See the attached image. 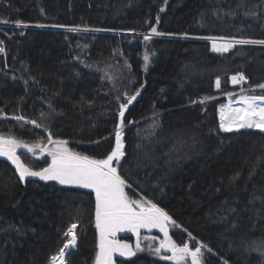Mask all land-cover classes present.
Here are the masks:
<instances>
[{
  "label": "trees",
  "instance_id": "16d2710c",
  "mask_svg": "<svg viewBox=\"0 0 264 264\" xmlns=\"http://www.w3.org/2000/svg\"><path fill=\"white\" fill-rule=\"evenodd\" d=\"M0 21L11 24L0 29V135L51 146V133L104 159L124 93L139 90L125 112L118 167L128 197L163 208L177 244L207 245L202 264H264V132L219 127L224 95L239 88L230 75L243 72V87L264 96V45L221 53L209 40H264V0H0ZM151 27L161 35L146 41ZM20 156L33 170L51 162L48 153ZM74 223L67 263L96 264L94 190L21 181L0 156V264H50ZM141 235L119 236L134 255L113 264H176L155 253L161 237Z\"/></svg>",
  "mask_w": 264,
  "mask_h": 264
},
{
  "label": "snow or ice",
  "instance_id": "6c2138e0",
  "mask_svg": "<svg viewBox=\"0 0 264 264\" xmlns=\"http://www.w3.org/2000/svg\"><path fill=\"white\" fill-rule=\"evenodd\" d=\"M16 23L19 24L22 22L17 21ZM157 23H159V17H157ZM40 26L43 27V25ZM71 30L79 31L80 28L76 26ZM152 35H161V33H158L155 27H151V32L144 35V39L146 41L150 40ZM183 35L186 37L187 33ZM244 44L264 45V40H245L233 37L219 46L214 41L213 48L218 52H226L235 45ZM4 51L5 49L0 47V53ZM144 60L148 62L149 56L145 55ZM246 79L247 77H245L243 72L231 76V82L233 84H240ZM215 83L216 87L219 88V77H217ZM257 87L264 90V84H260ZM139 94V90L131 96L124 93L127 101L119 105V122L115 131V148L104 159L98 160L74 152L68 147L67 140H53L51 133L48 135V144L52 145V147H46L40 144L30 146L14 138L6 139L3 135H0V156L7 157L11 160L15 165L16 171L19 173V179L21 181L27 177H39L44 181H56L61 185H78L86 189L94 190L95 220L96 227L100 233L96 264H113V253L117 251H120L123 255H134L128 249L127 244H121L114 239L115 233L125 228L131 229L137 232V234H139L141 228H159L164 233L166 239L161 241L160 247L154 250L157 255L160 254L161 248H166L170 250L171 256L164 258L173 260L176 264H202L204 255L202 249L209 253L211 252V249L207 245L201 242L199 246L193 248L187 242L182 245L177 244L168 235L169 222L175 224V221H172L168 213L146 198L131 200L125 192V189L130 186L118 170L120 161L125 156L123 151L124 144L122 142V133L125 126L124 117L128 106L136 100ZM228 95L231 96L232 94L229 93ZM203 102L201 101V103ZM240 102L242 103L241 107L232 108L229 105L227 112L222 107L219 127L225 132L239 131L240 129L247 128H255L264 132V96H248L242 93L240 95ZM43 115L44 113H41V116ZM14 119L24 121L25 118L23 116H16ZM30 123L37 125L35 120L30 121ZM37 126L39 127V125ZM20 148L28 149L33 155H35L37 149L41 153L46 151L51 157V162L46 167L33 170L22 162L20 156L17 155V149ZM114 162L116 166H114ZM76 227L77 225L73 224L68 229V232L65 233L66 242L55 255L50 257L51 264H66L67 251L74 248L77 243V236L74 231ZM137 248H139V243H137Z\"/></svg>",
  "mask_w": 264,
  "mask_h": 264
},
{
  "label": "rangeland",
  "instance_id": "374dc122",
  "mask_svg": "<svg viewBox=\"0 0 264 264\" xmlns=\"http://www.w3.org/2000/svg\"><path fill=\"white\" fill-rule=\"evenodd\" d=\"M7 23H8V22H7ZM9 24H10V23H9ZM143 34H145V33H143ZM209 40L211 41V46H212V49L214 50V48H213V42H214V41H215V43L217 44V46H219L220 44L227 42V40H229V39H223V38H210ZM214 51H216V50H214ZM217 52H218V51H217ZM221 53H222V52H221ZM244 83H245V81L241 82L240 85H239V88H238L237 90L231 92V94H232L231 96L228 95L229 93H227V94L224 95V96H225V101H224V103L222 104V106H221V108H220V111H221V109H222V107H223L224 111L227 112V111H228V106H229V105H231L232 108H238V107H241V106H242V103L240 102V95H241L242 93H243L244 95H248V96H260V95H258V94L253 93L252 90H251L250 88L243 87ZM4 138H5V137H4ZM6 139H7V138H6ZM46 147H52V145H51V146H48V145H47ZM39 151H40V150H39ZM21 152H23V153H27V154L31 155L33 158H40V157L44 156V155L47 153L46 151L43 152V153H41V151H40L39 153L36 152L35 155H33L31 152L28 151V149H25V148L17 149V153L19 154V156H20V153H21ZM20 158H21V156H20ZM21 160H22V159H21ZM74 224L77 225V227H76V229H75L74 231H75V233H76V236H78V233H77V232H78V231H77L78 223H74ZM171 226H172V224H171V222H169V224H168V233H169V236H170V229H171ZM143 231H146V234H147V235H150L151 233H156V236H157V237H158V236L161 237V240L159 241V244H158V245H160L161 241H163V240L166 239L164 233H163L159 228H152V229L141 228V229L139 230V234H137V232L132 231L131 229H127V228H125V229H122V230H120V231H117V232L115 233L114 239H115L116 241L120 242L121 244H127V245H128V249H129L130 251H132V246H131V244H130L129 242H127L126 240H122L119 236L124 235V234H128V233L132 232V233L134 234V236L136 237V239H140L141 236H142L141 234H143ZM67 232H68V231H67ZM67 232H66V233H67ZM68 238H70V237H68ZM146 238H148V237L146 236ZM189 244H190V243H189ZM191 244H192V243H191ZM191 244H190V245H191ZM190 247H191V246H190ZM161 249H162V248H161ZM70 250H71V249H70ZM70 250H68L67 253H66V264H68V263H67V255H68V253H69ZM165 250H166V251H170V250H168V249H166V248H165ZM162 251H163L164 253H166V255H168V256L171 255L170 253L165 252L163 249H162ZM117 256H125V255L121 254V252L118 251V252H117ZM50 264H51V262H50Z\"/></svg>",
  "mask_w": 264,
  "mask_h": 264
},
{
  "label": "water",
  "instance_id": "95a60500",
  "mask_svg": "<svg viewBox=\"0 0 264 264\" xmlns=\"http://www.w3.org/2000/svg\"><path fill=\"white\" fill-rule=\"evenodd\" d=\"M233 75H236V74H232V75H230V86L231 87H233V88H235V87H238L240 84H233L232 82H231V76H233ZM17 155L19 156V154L17 153ZM19 174V173H18ZM27 178H39V177H27ZM95 193V192H94ZM98 232H99V230H98ZM99 235H100V233H99ZM168 235H169V233H168ZM110 238H112V237H110ZM165 252H167V253H170L171 254V252L170 251H166L165 250V248H162ZM118 252V251H117ZM117 252H114L113 253V257H112V259H113V263H114V261H115V257H116V255H117Z\"/></svg>",
  "mask_w": 264,
  "mask_h": 264
},
{
  "label": "built area",
  "instance_id": "2783aa9c",
  "mask_svg": "<svg viewBox=\"0 0 264 264\" xmlns=\"http://www.w3.org/2000/svg\"><path fill=\"white\" fill-rule=\"evenodd\" d=\"M9 25H11V24H9V23H7V22H3V21H0V29H1V27H3V26H9ZM0 47H3L1 44H0ZM3 53H0V55H2Z\"/></svg>",
  "mask_w": 264,
  "mask_h": 264
}]
</instances>
